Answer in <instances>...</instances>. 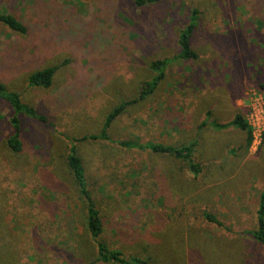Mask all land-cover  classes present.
<instances>
[{
  "label": "rangeland",
  "instance_id": "1",
  "mask_svg": "<svg viewBox=\"0 0 264 264\" xmlns=\"http://www.w3.org/2000/svg\"><path fill=\"white\" fill-rule=\"evenodd\" d=\"M161 5L143 11L134 0H0V15L28 28L21 34L0 21V82L47 118H21L24 147L15 154L7 144L13 111L0 100V264H101L67 166L69 139L100 134L116 107L138 100L154 76L151 63L163 59L171 61L164 80L113 122L110 140L78 143L102 240L153 264H264V247L247 234L264 192V132L249 125V143L247 131L211 126L237 115L249 124L254 111L264 125V0ZM193 10L200 58L172 61ZM47 67H58L52 87H29V76ZM115 140L194 144L201 173Z\"/></svg>",
  "mask_w": 264,
  "mask_h": 264
},
{
  "label": "trees",
  "instance_id": "2",
  "mask_svg": "<svg viewBox=\"0 0 264 264\" xmlns=\"http://www.w3.org/2000/svg\"><path fill=\"white\" fill-rule=\"evenodd\" d=\"M166 0H134L136 8L143 11L147 10L150 6L163 5ZM161 5V6H162ZM0 21L14 32L27 34L28 28L23 22L11 14L0 15ZM199 25V15L197 10H193L189 22L186 27L181 30L179 34V48L180 52L175 56L172 61L177 59L185 61H195L200 58V54L193 47V37ZM171 61L168 59L155 60L151 63V68L154 71V76L151 80L145 82L139 92L138 100L131 102H123L116 107L106 118L103 130L98 135L84 136L80 139H69V149L67 155V166L70 169L76 185L79 189V193L86 204V227L89 232L91 239L94 242L97 261L101 264H153L151 259L143 258L137 255H127L123 250L111 248L105 241L102 240V234L104 233V222L102 214L98 205L96 204L93 194L90 188V183L87 175V170L84 165L83 159L80 157L78 152V143L80 141L88 140H110L109 129L113 122L121 116L129 105L135 104L140 100H145L155 93L161 82L166 76V68L170 65ZM58 71V67H47L37 72L32 73L28 78V86L49 89L52 87L54 77ZM0 100L5 101L11 107L13 115L11 123L14 128V133L11 135L7 144L10 150L19 154L22 152L24 144L22 140V117L27 119L47 123V118L37 112V110L27 104H25L21 98V95L17 92L8 90V88L0 82ZM212 113L207 112V120L211 119ZM205 124H207L205 122ZM211 126L218 129H226L229 127H236L243 131H247L250 136L249 143L251 141V130L248 122L242 115H237L233 121L227 124H220L213 120ZM122 149H142L150 150L154 153L169 154L177 159L185 161L190 170L194 174L201 173V167L194 161L193 151L194 144L184 145L181 147L167 146L164 144H149V145H138L131 141L115 140L113 142ZM3 187L6 185L3 184ZM205 218L218 226L225 227V225L210 213H205ZM247 234L251 236L258 244L264 247V192L261 193L259 198V205L256 212V227L252 230H248Z\"/></svg>",
  "mask_w": 264,
  "mask_h": 264
},
{
  "label": "built area",
  "instance_id": "3",
  "mask_svg": "<svg viewBox=\"0 0 264 264\" xmlns=\"http://www.w3.org/2000/svg\"><path fill=\"white\" fill-rule=\"evenodd\" d=\"M260 118L258 117V113L254 111L252 116L250 117L249 120V125L253 126L255 129V134L261 135L264 132V125L259 124Z\"/></svg>",
  "mask_w": 264,
  "mask_h": 264
}]
</instances>
